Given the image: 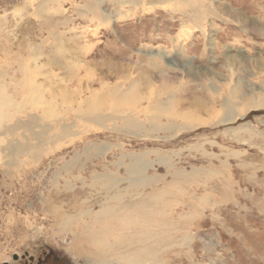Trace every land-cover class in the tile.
Here are the masks:
<instances>
[{"label":"rangeland","instance_id":"obj_1","mask_svg":"<svg viewBox=\"0 0 264 264\" xmlns=\"http://www.w3.org/2000/svg\"><path fill=\"white\" fill-rule=\"evenodd\" d=\"M42 1L0 0V84L34 106L6 110L17 128L0 135V264H88L107 243V264L128 246L140 264H264V107L248 104L264 94V0H102L98 19L94 0ZM29 80L50 112L23 98ZM13 141L26 149L9 156ZM89 210L119 211L94 246L72 236Z\"/></svg>","mask_w":264,"mask_h":264},{"label":"bare ground","instance_id":"obj_2","mask_svg":"<svg viewBox=\"0 0 264 264\" xmlns=\"http://www.w3.org/2000/svg\"><path fill=\"white\" fill-rule=\"evenodd\" d=\"M54 1H58V0H43L40 4H38L40 7H42V6H46V4L47 3H54ZM95 2H93V4H89V5H87V10L89 11V13L91 14V16H92V18L93 19H98V17L100 16V14H98V5L101 3V1L102 0H94ZM116 2L115 3H118L119 5H126V4H129V3H133V2H135V1H133V0H115ZM144 1V0H143ZM142 2V1H141ZM102 13V12H101ZM103 14V13H102ZM98 21V20H97ZM18 63V62H17ZM16 63V64H17ZM19 65H20V63H19ZM20 68L22 67L21 65L19 66ZM24 69H25V67H23ZM21 70H22V68H21ZM33 74L31 73V74H29L28 75V77L30 78V76H32ZM28 83H30V87H29V89L27 88L26 90H24V92H22L23 94H22V96H23V98L24 99H26V98H29L31 101H33L32 102V104H36L37 103V100L39 101V106H40V108H41V106H42V112L44 111V109H43V107H45V106H47L48 105V103H47V101H45L46 103H44V101H41L42 99H43V96L41 97V100H40V89H38V87L36 88V87H33V84L31 83V80H29V82ZM32 85V86H31ZM264 86V85H263ZM14 91V90H13ZM44 91V90H43ZM263 93V92H262ZM261 93V94H262ZM15 94H18V89L15 91ZM111 94V93H110ZM260 94V95H261ZM121 93H114V92H112V97L114 96V97H116L117 99L118 98H120L121 97ZM13 96V95H12ZM108 96V95H107ZM51 97V96H50ZM22 98V97H21ZM52 98V97H51ZM110 98V97H109ZM260 98V97H259ZM258 98V99H259ZM257 99V100H258ZM48 100V99H47ZM51 101H52V99H50ZM50 100L48 101L49 102V107L51 106V103H50ZM119 102H122V101H120V100H118ZM43 102V103H42ZM132 102V101H131ZM135 102H136V100H135ZM28 103V102H27ZM22 104L21 106L18 104V103H16L13 99H12V97L8 94V92L6 91V89H5V87L2 85V84H0V135H3V134H5V133H10V132H12L11 130L12 129H15V128H17V127H15L14 128V126H9L8 124H6V123H4L5 121H4V119L8 116V114L6 113V110H11V111H18L19 110V112H22V113H25L26 114V117L28 118L29 116H30V114H28V112H31V111H33L34 110V106H31L30 105V110L29 111H26V108L27 107H29L28 106V104ZM53 103V102H52ZM47 104V105H46ZM248 104H251L252 105V107L253 108H260V107H264V94L262 95V97L258 100V102L257 103H254L255 104V107L253 106L254 104H253V100L251 99V100H249V102H248ZM124 105L126 106V110L128 109V110H131L130 108H137L138 106H136V105H134V102H133V105H131L127 100H126V102H124ZM18 106H20L19 108H18ZM119 106H121L120 104H119ZM67 107V106H66ZM66 107H64V108H66ZM247 107V106H246ZM33 108V109H32ZM114 108H118V105H114ZM146 108H148V110H150L151 108H154L153 109V111H154V113H156L157 115H153V117L157 120V118H160V116L159 115H165V113H166V111H168V108H166V107H164L163 106V104H160V105H158V106H150V105H148ZM250 108V107H249ZM37 109H38V107H37ZM49 108H48V106H47V111H46V109H45V111L46 112H50L51 111V109L52 108H50L49 110H48ZM54 109V108H53ZM67 109V108H66ZM72 109V108H71ZM70 109V110H71ZM68 110V109H67ZM79 111V110H78ZM81 111V110H80ZM121 111V112H120ZM119 112L120 113H122L123 115L120 117L124 122H126V123H128V125L130 124V125H135L136 123H134V121H132V120H134V118H132V114L130 113V114H125L124 112L125 111H123V110H120ZM140 111V110H139ZM9 113V112H8ZM36 113H37V111H36ZM83 113V112H82ZM10 114V113H9ZM12 115L9 117V119L13 116V113H11ZM48 114V113H47ZM86 117L87 116H89V117H91L90 119H92V118H94L95 120H99V119H101L102 117L100 116V117H98V116H95L96 114H98L97 113V111H96V109H91V110H88V111H84V113H83ZM119 114V113H118ZM21 116H22V114H21ZM47 116V115H46ZM45 117V116H44ZM37 118L39 119L40 118V120H41V117H38L37 116ZM115 118V117H114ZM12 119V118H11ZM18 119V118H17ZM43 119V118H42ZM20 121V120H19ZM225 121H228V120H226L225 119ZM224 121V122H225ZM13 122H15V121H13ZM26 122V121H25ZM16 123V122H15ZM22 123V122H21ZM32 123H34V121H32ZM32 123H31V120H29L28 122H26L25 124H20L19 126L20 127H22V128H25L24 130H29L30 131V128L32 127ZM56 123H59V121H56ZM39 124H40V122H39ZM14 125V124H13ZM16 125H17V123H16ZM195 126H197V124L196 125H192L191 127L190 126H188V127H185V129H189V128H194ZM34 127V126H33ZM44 127V126H43ZM20 129V128H19ZM180 129H183V128H180ZM54 130V129H53ZM49 131V130H48ZM49 133V132H48ZM37 137H39L40 138V140H41V136H38V134H35V138H37ZM0 140H1V138H0ZM1 143V142H0ZM11 144H13L11 147H8L9 148V150L7 151V155H9V156H12L14 153H16V152H18V151H23V150H25L26 149V147L25 146H23V144H21L20 142V144H18V143H14V141L13 142H10ZM4 150V148L0 145V152L1 151H3ZM6 150H7V148H6ZM36 152V151H35ZM144 162H146V161H144ZM144 162H141V160H139V159H134V161H132L130 164H129V169H128V173L129 174H141L142 172L141 171H143L142 169L145 167V165H146V163H144ZM128 168V167H127ZM127 170V169H126ZM111 175V174H110ZM131 177V176H130ZM102 179H104V178H102ZM146 178L145 177H142V174H141V176L139 177V181H141V182H143L144 180H145ZM105 181H106V183L107 184H113L114 182H113V180H110V179H104ZM131 181H134V180H136V179H134V180H132V179H130ZM147 180V179H146ZM147 183V182H146ZM110 187V186H109ZM114 196H116V195H114ZM144 196V195H143ZM142 197V196H141ZM145 197V196H144ZM117 198V197H116ZM114 200V199H113ZM146 201V200H145ZM116 202H118V201H116ZM147 202V201H146ZM54 207V206H53ZM104 209V208H103ZM102 209V210H103ZM105 210H107V209H105ZM118 212L119 211H88V212H86V213H88V214H90L91 216H92V221H91V223L89 224V225H87V226H84L83 228H82V232L81 233H79V232H77V233H75V234H73L72 233V236H73V241H77L78 239V236H82V237H85V243L86 244H88V245H90V246H94V242H99L100 240L98 239V229H96V228H94V225H95V223L97 222V221H99V220H101V219H104V218H106V217H110V216H114L115 217V214L117 213L118 214ZM81 214H83V212H80ZM64 224H66V223H71V221L72 220H70L69 221V219L71 218V216H69V215H65L64 216ZM136 223H138V221H136V220H133L132 221V223H131V227H130V223H127L125 226H124V229H127V228H129V229H131L132 231L134 230V227H135V225H136ZM138 228V227H137ZM136 228V229H137ZM106 231H110L109 229H107ZM120 234V233H119ZM119 234H117V235H119ZM123 237V236H122ZM105 239H107V238H105ZM81 240H82V238H81ZM81 240H79L80 242H82ZM108 240V239H107ZM143 242V240H141L140 238H138V239H136L135 241H134V243L133 244H135V246H137L138 244H140V243H142ZM124 243L125 244H128V240H125L124 241ZM87 245V246H88ZM114 245H112L111 243L110 244H106V250L109 248V249H111L112 247H113ZM100 248V247H99ZM118 248H120L119 246H118ZM96 249H97V247H96ZM108 249V250H109ZM126 249H129V252L132 250L131 248H130V246H128V247H121L120 249H119V253H118V255H119V259H120V261H119V264H140V262H142V259L140 258L141 256V253H139L137 250L136 251H133V253H129L128 251H126ZM100 250H101V248H100ZM104 251V252H97L98 253V255L97 254H95L92 258V261H86V260H84L83 259V261H85V263H88V264H107L108 262H112V263H115V262H113L112 260H108V255L106 254V252L107 251ZM102 251V250H101ZM92 252V251H91ZM92 254V253H91ZM90 254V255H91ZM93 255V254H92ZM97 255V256H96ZM90 257V256H89ZM95 257H96V259H95ZM91 259V258H90ZM117 259V258H116ZM118 264V263H117Z\"/></svg>","mask_w":264,"mask_h":264},{"label":"flooded vegetation","instance_id":"obj_3","mask_svg":"<svg viewBox=\"0 0 264 264\" xmlns=\"http://www.w3.org/2000/svg\"><path fill=\"white\" fill-rule=\"evenodd\" d=\"M25 258H26V257L23 256L20 260H18V259L16 258V256H15V257H13V261H14V263H11V264H34L32 258H29L28 260H26ZM38 261H39V260H37L36 263H38ZM6 264H9V263H6Z\"/></svg>","mask_w":264,"mask_h":264},{"label":"water","instance_id":"obj_4","mask_svg":"<svg viewBox=\"0 0 264 264\" xmlns=\"http://www.w3.org/2000/svg\"><path fill=\"white\" fill-rule=\"evenodd\" d=\"M3 264H6V263H3Z\"/></svg>","mask_w":264,"mask_h":264}]
</instances>
